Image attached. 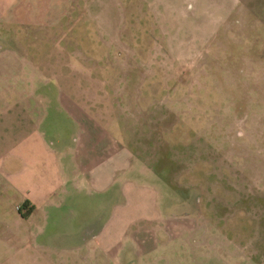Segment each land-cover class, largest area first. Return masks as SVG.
<instances>
[{"label": "rangeland", "instance_id": "374dc122", "mask_svg": "<svg viewBox=\"0 0 264 264\" xmlns=\"http://www.w3.org/2000/svg\"><path fill=\"white\" fill-rule=\"evenodd\" d=\"M44 6L41 28L0 24V53L15 130L83 153L46 210L62 260L264 264V0Z\"/></svg>", "mask_w": 264, "mask_h": 264}, {"label": "crops", "instance_id": "0c3cea01", "mask_svg": "<svg viewBox=\"0 0 264 264\" xmlns=\"http://www.w3.org/2000/svg\"><path fill=\"white\" fill-rule=\"evenodd\" d=\"M44 2L0 0V24L41 28L42 13L47 11ZM5 13L11 14L7 17ZM15 13H21V19ZM14 64L9 54L0 53V264H69L57 254L62 249L56 238L46 235L45 227L51 217L46 210L52 208L60 215L57 210L63 197L77 191L73 169L83 153L74 151L75 159L71 157L64 164L62 154L57 155L45 134L15 130V123L24 117L15 116L17 103L9 97L16 73ZM96 172L95 166L87 169L88 181L93 184L105 178Z\"/></svg>", "mask_w": 264, "mask_h": 264}]
</instances>
